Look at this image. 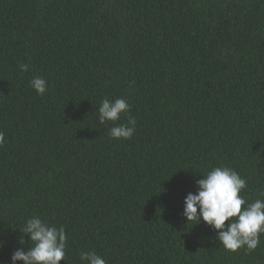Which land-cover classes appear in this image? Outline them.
Returning a JSON list of instances; mask_svg holds the SVG:
<instances>
[{"label":"trees","instance_id":"trees-1","mask_svg":"<svg viewBox=\"0 0 264 264\" xmlns=\"http://www.w3.org/2000/svg\"><path fill=\"white\" fill-rule=\"evenodd\" d=\"M105 98L131 139L109 135L124 114L99 124ZM0 132V264L33 216L63 226L59 264H264V234L230 252L182 216L218 166L264 199V0H0Z\"/></svg>","mask_w":264,"mask_h":264},{"label":"clouds","instance_id":"clouds-1","mask_svg":"<svg viewBox=\"0 0 264 264\" xmlns=\"http://www.w3.org/2000/svg\"><path fill=\"white\" fill-rule=\"evenodd\" d=\"M21 72L29 70L28 64H20ZM31 87L37 95L47 91V81L39 76L31 80ZM98 122H116L121 114L127 116L126 124H119L110 129L113 139H131L136 130V120L129 115L130 105L124 98L110 101L108 98L100 102ZM6 143L3 132H0V147ZM202 178L195 180V193L189 192L183 200L182 216L186 224L192 226L203 222L216 232V239L224 249L237 252L241 248L246 251L255 250L264 234V199L257 198L248 203L240 195L247 187V181L238 172L226 166L212 168ZM264 197V191L260 194ZM243 206V207H242ZM199 209V211H198ZM227 221V224L225 223ZM26 235L32 247L27 251L18 247L11 255V264H59L66 262L67 236L63 226L50 225L38 216L27 219L23 227L20 245L24 244ZM5 241L0 240V248ZM80 264H107L106 260L93 251H82Z\"/></svg>","mask_w":264,"mask_h":264}]
</instances>
